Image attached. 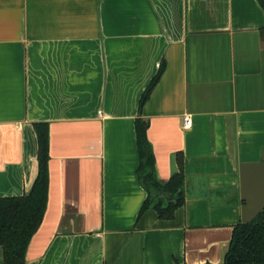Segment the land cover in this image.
<instances>
[{"label": "crops", "instance_id": "0c3cea01", "mask_svg": "<svg viewBox=\"0 0 264 264\" xmlns=\"http://www.w3.org/2000/svg\"><path fill=\"white\" fill-rule=\"evenodd\" d=\"M138 118L159 182L186 178L170 219L140 214ZM37 123L50 182L25 264H222L264 153V0H0V198L34 184Z\"/></svg>", "mask_w": 264, "mask_h": 264}, {"label": "trees", "instance_id": "16d2710c", "mask_svg": "<svg viewBox=\"0 0 264 264\" xmlns=\"http://www.w3.org/2000/svg\"><path fill=\"white\" fill-rule=\"evenodd\" d=\"M164 68L161 66L140 101V110L150 98ZM38 139V175L28 194L20 197L0 198V246L4 250L3 264H25L31 239L38 231L48 204L50 132L49 125H34ZM149 123L141 118L136 121L137 144L140 155L138 176L148 192L141 213L154 208L160 218L170 219L176 209L185 203L186 178L181 172L161 184L156 177V159L148 139ZM173 198L166 202L164 197ZM222 264H264V211L252 223L239 224Z\"/></svg>", "mask_w": 264, "mask_h": 264}, {"label": "water", "instance_id": "95a60500", "mask_svg": "<svg viewBox=\"0 0 264 264\" xmlns=\"http://www.w3.org/2000/svg\"><path fill=\"white\" fill-rule=\"evenodd\" d=\"M242 222L252 223L264 211V153L259 163L240 168Z\"/></svg>", "mask_w": 264, "mask_h": 264}, {"label": "built area", "instance_id": "2783aa9c", "mask_svg": "<svg viewBox=\"0 0 264 264\" xmlns=\"http://www.w3.org/2000/svg\"><path fill=\"white\" fill-rule=\"evenodd\" d=\"M193 125V119L191 116H186L184 118V128L188 129L191 128Z\"/></svg>", "mask_w": 264, "mask_h": 264}]
</instances>
